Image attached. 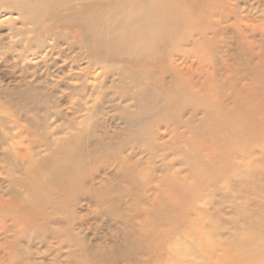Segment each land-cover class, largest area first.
<instances>
[{
    "label": "rangeland",
    "instance_id": "rangeland-1",
    "mask_svg": "<svg viewBox=\"0 0 264 264\" xmlns=\"http://www.w3.org/2000/svg\"><path fill=\"white\" fill-rule=\"evenodd\" d=\"M12 1L0 264H264V0Z\"/></svg>",
    "mask_w": 264,
    "mask_h": 264
},
{
    "label": "bare ground",
    "instance_id": "bare-ground-1",
    "mask_svg": "<svg viewBox=\"0 0 264 264\" xmlns=\"http://www.w3.org/2000/svg\"><path fill=\"white\" fill-rule=\"evenodd\" d=\"M72 1V0H71ZM116 1L115 4H120L121 7H125L124 11H127L130 14L135 15V18L137 19H142V18H146L148 15L149 16H153V19H155V17H161L162 14H167V13H173V14H177V13H181V12H185L184 8H183V4L182 2H190L191 3V7L189 6L187 9L190 10L192 12H195V9H200L201 7H203L206 3L210 2L212 7L211 8H217L218 4L221 0H114ZM160 1H163V3H165L163 8L159 7V4H162ZM182 1V2H181ZM11 2V0H10ZM15 2H17L16 0H14V2L12 1V3L10 4H14ZM243 2V1H242ZM70 3V2H69ZM83 4V3H82ZM15 5V4H14ZM27 5V4H26ZM76 5V4H75ZM84 5V4H83ZM18 6V5H17ZM15 7V6H14ZM74 7V6H73ZM78 7H80V5H78ZM77 7V8H78ZM75 8V7H74ZM101 8V6H100ZM8 9V7H7ZM80 9V8H79ZM86 9V8H84ZM88 9V8H87ZM162 9V10H161ZM94 11V10H93ZM29 12V11H28ZM33 12V11H32ZM38 12V11H37ZM73 11H70V13ZM75 12V11H74ZM79 12V11H78ZM102 12V11H101ZM55 13V12H54ZM77 13V12H76ZM84 13V12H83ZM40 14V13H39ZM65 14V13H63ZM72 14V13H71ZM79 14V13H78ZM66 15H68L66 13ZM172 15V14H171ZM65 16V15H63ZM80 16V14L78 15ZM76 16V17H78ZM62 17V16H61ZM29 17H26V19H28ZM69 18V17H68ZM65 19V18H64ZM63 19V20H64ZM24 20V19H23ZM38 20V19H37ZM41 22V21H40ZM82 22V21H81ZM27 23V22H26ZM39 23V22H38ZM84 23V22H83ZM97 24V23H96ZM153 22H151V26L154 27ZM39 27V26H37ZM85 29V27H84ZM87 29V28H86ZM35 30V29H34ZM89 31V30H88ZM39 32V31H38ZM81 35V34H80ZM85 35V34H84ZM83 35V36H84ZM89 36V35H88ZM82 38V37H81ZM86 40V39H85ZM92 41V40H91ZM115 43V42H114ZM88 44V42H87ZM100 44V43H99ZM90 45V44H89ZM98 45V44H97ZM99 46V45H98ZM89 47V46H88ZM117 47V46H116ZM114 48V47H113ZM106 50V49H105ZM103 52V51H102ZM106 52V51H105ZM104 54V53H103ZM99 56V55H98Z\"/></svg>",
    "mask_w": 264,
    "mask_h": 264
}]
</instances>
